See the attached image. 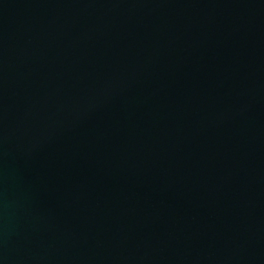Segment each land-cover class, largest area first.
<instances>
[{"label":"water","instance_id":"obj_1","mask_svg":"<svg viewBox=\"0 0 264 264\" xmlns=\"http://www.w3.org/2000/svg\"><path fill=\"white\" fill-rule=\"evenodd\" d=\"M0 264H264V0H0Z\"/></svg>","mask_w":264,"mask_h":264}]
</instances>
